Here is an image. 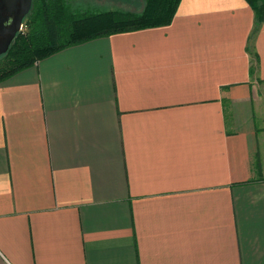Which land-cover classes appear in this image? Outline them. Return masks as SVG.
<instances>
[{"label":"crops","instance_id":"0c3cea01","mask_svg":"<svg viewBox=\"0 0 264 264\" xmlns=\"http://www.w3.org/2000/svg\"><path fill=\"white\" fill-rule=\"evenodd\" d=\"M261 88L264 0H180L0 81V264H264Z\"/></svg>","mask_w":264,"mask_h":264},{"label":"trees","instance_id":"16d2710c","mask_svg":"<svg viewBox=\"0 0 264 264\" xmlns=\"http://www.w3.org/2000/svg\"><path fill=\"white\" fill-rule=\"evenodd\" d=\"M180 0H145L142 12H74L63 0H32L29 13L6 53L0 56V81L65 47L113 33L165 25ZM261 18L263 0H247Z\"/></svg>","mask_w":264,"mask_h":264},{"label":"water","instance_id":"95a60500","mask_svg":"<svg viewBox=\"0 0 264 264\" xmlns=\"http://www.w3.org/2000/svg\"><path fill=\"white\" fill-rule=\"evenodd\" d=\"M31 6L32 0H0V56L7 52L21 30Z\"/></svg>","mask_w":264,"mask_h":264},{"label":"rangeland","instance_id":"374dc122","mask_svg":"<svg viewBox=\"0 0 264 264\" xmlns=\"http://www.w3.org/2000/svg\"><path fill=\"white\" fill-rule=\"evenodd\" d=\"M74 12L119 10L129 11L135 14L142 12L145 0H63ZM26 29V24L22 26ZM1 59V58H0ZM264 88H261L263 90ZM264 105V95L262 96Z\"/></svg>","mask_w":264,"mask_h":264}]
</instances>
